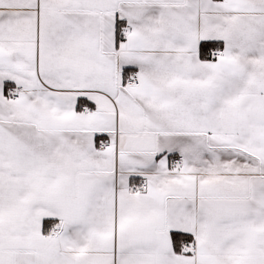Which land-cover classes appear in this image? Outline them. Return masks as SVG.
<instances>
[{"label": "snow or ice", "instance_id": "6c2138e0", "mask_svg": "<svg viewBox=\"0 0 264 264\" xmlns=\"http://www.w3.org/2000/svg\"><path fill=\"white\" fill-rule=\"evenodd\" d=\"M0 264H264V0H0Z\"/></svg>", "mask_w": 264, "mask_h": 264}]
</instances>
